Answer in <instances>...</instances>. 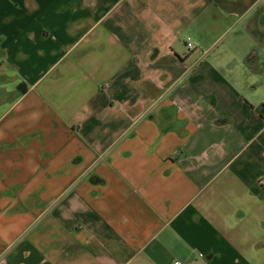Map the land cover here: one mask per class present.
<instances>
[{"label":"crops","instance_id":"1","mask_svg":"<svg viewBox=\"0 0 264 264\" xmlns=\"http://www.w3.org/2000/svg\"><path fill=\"white\" fill-rule=\"evenodd\" d=\"M176 259L264 264V0H0V264Z\"/></svg>","mask_w":264,"mask_h":264},{"label":"built area","instance_id":"2","mask_svg":"<svg viewBox=\"0 0 264 264\" xmlns=\"http://www.w3.org/2000/svg\"><path fill=\"white\" fill-rule=\"evenodd\" d=\"M189 44H190V42H189ZM174 263H175V264H184V262H183L182 260H180V259H176V260L174 261Z\"/></svg>","mask_w":264,"mask_h":264}]
</instances>
